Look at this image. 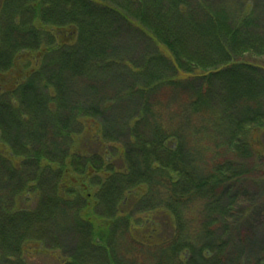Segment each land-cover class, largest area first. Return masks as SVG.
Returning <instances> with one entry per match:
<instances>
[{
	"label": "trees",
	"instance_id": "1",
	"mask_svg": "<svg viewBox=\"0 0 264 264\" xmlns=\"http://www.w3.org/2000/svg\"><path fill=\"white\" fill-rule=\"evenodd\" d=\"M263 11L0 0V264H264L252 206L223 205L244 179L264 198Z\"/></svg>",
	"mask_w": 264,
	"mask_h": 264
},
{
	"label": "rangeland",
	"instance_id": "2",
	"mask_svg": "<svg viewBox=\"0 0 264 264\" xmlns=\"http://www.w3.org/2000/svg\"><path fill=\"white\" fill-rule=\"evenodd\" d=\"M258 3L264 4V0H258ZM262 19L264 20V14L262 15ZM127 37H128L127 34L122 35V43H123L122 49L124 52L127 50V48L129 50V48L131 49L132 47V43L127 42L129 41ZM140 52L142 53L143 50L140 49ZM124 136H119V137H121L120 139H122ZM261 141H262L261 144L263 146V151H264V136ZM242 182L243 183H240L241 186H239L236 189V191L232 190L230 191V193H228L226 196L223 197V205H229L232 203V205L234 206L236 210H243V209H246L248 206L249 207L252 206L251 207L252 212H250L251 214L249 215V220H250V223L252 224V229L255 233L254 235L255 239L253 241L254 247L252 249L258 250L261 247V245L264 243V198L262 197V195H260V191L258 190L257 183L255 184L252 181L250 182V179H244ZM36 204H37V201L36 199H34L31 202L32 208L35 207ZM103 206L104 205H101V207L98 208L100 212L101 210L104 209ZM51 225H54V224H51ZM52 227L56 228V226L55 227L52 226ZM36 229H38V232L36 233L37 238L39 237L47 241H50L51 235L48 233L49 230H48L46 223L39 225L38 228L34 227L33 230L32 229L29 230V235L33 234L34 230L36 231ZM59 237L62 243V248L64 249L65 253L75 254V255L81 254L80 253L81 244H79L80 237L76 235L75 229H71L70 232L67 234L66 233L61 234L60 232ZM234 242H237V241H234ZM33 252L35 253V251ZM85 252L86 251H84V253ZM85 254L87 255V257H84L83 262L86 264H105L103 261H101V257H100L101 253H98L93 249H89V251ZM30 256L31 258L27 259L28 264H57L56 260L51 258V256L49 257L46 255L44 256V254H38V255L30 254ZM26 258L27 257L25 258L22 257L23 259L22 264H24V260ZM8 262H11V261H8ZM10 264H17V263L11 262Z\"/></svg>",
	"mask_w": 264,
	"mask_h": 264
}]
</instances>
